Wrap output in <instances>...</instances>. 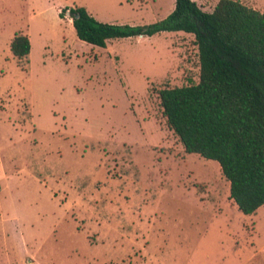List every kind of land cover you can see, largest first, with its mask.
<instances>
[{"label": "rangeland", "instance_id": "obj_1", "mask_svg": "<svg viewBox=\"0 0 264 264\" xmlns=\"http://www.w3.org/2000/svg\"><path fill=\"white\" fill-rule=\"evenodd\" d=\"M74 3L130 25L176 7ZM74 3L0 0V264H264V205L241 211L220 163L188 153L164 114L161 89L200 81L195 35L92 45Z\"/></svg>", "mask_w": 264, "mask_h": 264}, {"label": "trees", "instance_id": "obj_2", "mask_svg": "<svg viewBox=\"0 0 264 264\" xmlns=\"http://www.w3.org/2000/svg\"><path fill=\"white\" fill-rule=\"evenodd\" d=\"M70 12L78 37L101 47L113 38L164 31L195 35L200 81L161 89L164 114L188 153L220 163L241 211L253 214L263 206L264 10L219 0L207 11L196 0H176L166 18L143 25L104 22L84 6ZM11 50L27 58L29 34H16Z\"/></svg>", "mask_w": 264, "mask_h": 264}, {"label": "crops", "instance_id": "obj_3", "mask_svg": "<svg viewBox=\"0 0 264 264\" xmlns=\"http://www.w3.org/2000/svg\"><path fill=\"white\" fill-rule=\"evenodd\" d=\"M73 3L75 2V0H72ZM198 2V4L204 9V10H207V7H213V10L214 8L216 7L217 3L219 2V0L213 5V6H209L208 5V0H196ZM76 6V4L74 3V7ZM88 9V7H86ZM264 10V9H263ZM88 11L93 15V13L88 9ZM74 26V25H73ZM75 28V27H74ZM164 32H171V33H185L184 31H164ZM142 38H144L145 36H140ZM110 41V40H109ZM108 41V43H109ZM107 43V45H108Z\"/></svg>", "mask_w": 264, "mask_h": 264}]
</instances>
